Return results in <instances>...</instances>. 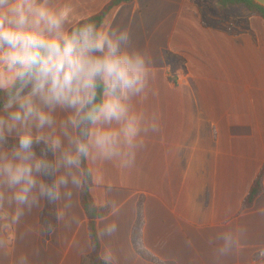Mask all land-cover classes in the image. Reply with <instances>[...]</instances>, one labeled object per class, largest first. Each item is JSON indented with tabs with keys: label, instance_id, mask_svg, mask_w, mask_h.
I'll return each instance as SVG.
<instances>
[{
	"label": "crops",
	"instance_id": "1",
	"mask_svg": "<svg viewBox=\"0 0 264 264\" xmlns=\"http://www.w3.org/2000/svg\"><path fill=\"white\" fill-rule=\"evenodd\" d=\"M112 1L59 3L74 27ZM217 8V0H133L104 18L127 27L133 47L151 53L153 93L140 107L160 118L135 168L105 164L113 189L106 197L91 189L94 203L106 198L121 206L109 217L118 230L105 238L118 264H151L131 242L139 202L143 244L166 264H264V176L262 192L243 205L264 164V21L238 7ZM42 211L22 218L13 243L0 249V264H17L22 255L28 264H81L91 252L80 194L68 223L51 235L35 231ZM236 227L245 229L243 249L217 261L209 238Z\"/></svg>",
	"mask_w": 264,
	"mask_h": 264
},
{
	"label": "clouds",
	"instance_id": "2",
	"mask_svg": "<svg viewBox=\"0 0 264 264\" xmlns=\"http://www.w3.org/2000/svg\"><path fill=\"white\" fill-rule=\"evenodd\" d=\"M153 75L151 53L133 47L127 27L108 19L73 27L59 0H0V249L34 209H54L55 223L35 230L51 235L68 223L77 195L100 189L106 197L114 186L103 165L135 168L148 137L160 130L158 114L140 107L153 93ZM94 207L107 213L97 216L87 250L99 240L103 264H118L105 238L117 232L109 217L121 206L101 198ZM244 237L236 227L208 243L219 261L239 253ZM17 264H28L27 257Z\"/></svg>",
	"mask_w": 264,
	"mask_h": 264
},
{
	"label": "trees",
	"instance_id": "3",
	"mask_svg": "<svg viewBox=\"0 0 264 264\" xmlns=\"http://www.w3.org/2000/svg\"><path fill=\"white\" fill-rule=\"evenodd\" d=\"M133 0H113L110 5H108L100 14L88 19L85 22H96L102 23L107 13L115 6L122 3H131ZM218 12L224 13L229 8L238 7L241 8L245 13L251 16H255L264 21V7L258 4L255 0H217ZM264 176V164L261 167V170L254 182V185L250 189L243 205L244 207L250 205L253 200L262 192V183ZM81 206L84 210L86 217L88 218V233L91 232L93 237H95L96 231V218L100 215H105L107 209H100L94 207V201L91 196V190H86L80 194ZM54 209L52 206H45L44 210L41 213V222L42 224L45 221H52L55 223L53 217ZM131 242L134 252L143 260L151 264H166L163 261L159 260L153 256L145 248L142 241V203L139 202L137 206V219L132 229ZM101 249V242L96 241V250L91 251L87 256H85L81 264H103V261L99 258V252Z\"/></svg>",
	"mask_w": 264,
	"mask_h": 264
}]
</instances>
